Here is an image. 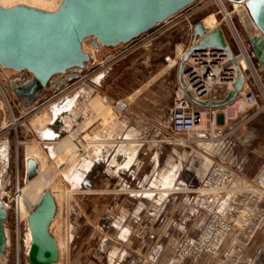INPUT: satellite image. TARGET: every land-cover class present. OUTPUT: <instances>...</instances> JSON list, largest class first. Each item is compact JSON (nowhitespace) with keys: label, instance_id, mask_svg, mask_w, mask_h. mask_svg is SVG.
I'll list each match as a JSON object with an SVG mask.
<instances>
[{"label":"rangeland","instance_id":"374dc122","mask_svg":"<svg viewBox=\"0 0 264 264\" xmlns=\"http://www.w3.org/2000/svg\"><path fill=\"white\" fill-rule=\"evenodd\" d=\"M61 2L62 0H9L6 4L0 5L11 7L27 4L54 11ZM225 4L226 10L232 11L230 2L226 1ZM244 8L246 11L245 6ZM212 13L216 14L217 21L224 16L216 0H211L203 11L193 18L190 17L189 20L198 23ZM226 14L230 15L237 33L247 45L251 32L245 22L240 19V15L233 17L229 13ZM225 20L221 26L234 49L236 47L235 32L233 33L227 16ZM187 25L188 19L185 17L184 10L176 19L161 23L128 44L99 47L97 50L92 41H85L84 50L94 54L96 61L90 64L91 68L82 71L80 80L63 85L61 90L64 92L61 96L59 91H55L49 85L35 99L24 100L16 94L10 84L8 75H13L15 71L3 69L0 66V146L7 151L6 174L10 190L7 204L9 207L8 248L0 259L1 264H30L28 245L31 238H29L28 216L32 212L33 195L30 196L31 198L28 197L27 191H30L36 177L48 184L43 191L54 193L57 200L56 214L50 231L57 242L62 243L60 244L62 260L65 264H87L88 258L92 259V255L97 254V250L100 252L101 234L106 232L103 228L105 219H108L109 225L116 226L121 218H126L124 226L128 228V234L121 236L123 240H126L135 230V218L139 213L137 203L132 205L127 214L117 211L112 217L106 208L111 200L128 198L137 202L142 196L138 194L139 192L149 195L158 191L156 195L161 197L165 192L169 191L170 194L179 191L180 187L185 186L187 188L185 190H188L189 183L186 176L192 172L193 176L204 173L207 162H211L210 154L216 153L218 146L212 148L210 143L197 140L191 141L188 146H185V143L170 145L166 142V136L169 133L168 109L173 101L174 89L179 79V60L184 55L185 46L189 40ZM111 54L114 58L108 59ZM100 80L102 81L98 85ZM255 80L252 91L257 96L258 104L263 106L264 85L260 77H256ZM80 89L83 91L79 93V102L74 111L86 117L84 126L86 125L85 129L88 128L91 133H87L85 137L92 141L90 142L92 144L88 143L90 150L93 151L100 146L99 142L102 139L105 141L103 144L107 143L106 140L113 141L111 146L113 149H117L122 143H133L139 146V141L144 149L142 155H139L138 149L132 163L128 167L120 168V172H109L108 162L100 163L88 177L89 179L85 180V184L82 181L83 188H75L74 180L63 174L50 152L51 146L68 144V136L54 137L51 140L42 138L43 134H40V130L41 127L43 129L46 119L39 120V117L44 110L51 111L52 105L61 98L73 96ZM73 91L74 93L71 94ZM55 96L56 100L49 102ZM61 107L64 106L61 105ZM86 112L91 117L88 118ZM64 114L62 110L59 118H62ZM33 121L36 123L33 124ZM253 126L255 125L251 124L250 127ZM260 126L262 130L258 135L254 132L246 133L242 139L247 140V143L252 142L255 147L260 144L264 146V120ZM124 133L128 138L122 140L119 135L122 136ZM31 146H36L41 153L40 158L38 157V175L31 181H27L26 165ZM115 149L113 152L116 151ZM261 150L264 151L262 148ZM74 152L71 150V153ZM155 152H158V158L152 160ZM92 161L89 158H80L74 171L86 173ZM262 163L263 166L264 159ZM174 164H180L181 170L177 171L172 187H166L170 190H164L166 188L163 185L153 187L155 178L159 179L160 175L168 173L174 168L172 167ZM131 170H134L132 175L129 173ZM38 179L35 181H39ZM190 190L189 193L185 192V195L191 199L193 193ZM147 198L150 197L147 196ZM151 200L154 201V199ZM188 213L197 220H201L204 216L203 212H194L192 207ZM119 229L118 233L121 234L123 230ZM230 244L231 240H227L221 252L218 253L221 254L222 259ZM260 244L264 246V227L259 230L254 239L255 246ZM189 261L192 260L178 264H189Z\"/></svg>","mask_w":264,"mask_h":264},{"label":"water","instance_id":"95a60500","mask_svg":"<svg viewBox=\"0 0 264 264\" xmlns=\"http://www.w3.org/2000/svg\"><path fill=\"white\" fill-rule=\"evenodd\" d=\"M199 0H63L60 6L49 11L27 4L11 7L0 5V66L17 72L28 71L32 78L10 82L12 89L24 100H33L49 86L50 80L70 70L82 72L92 54L83 44L90 40L95 49L116 47L139 38L166 22L186 7ZM244 2L255 23L258 34L248 38L250 54L264 65V0ZM215 15L214 13H212ZM211 14V15H212ZM195 32L200 40L186 52L187 59L194 51L207 47L225 49L230 54L227 36L218 25L207 31L201 22ZM185 63L179 66V80L185 86L182 74ZM239 76L235 88L223 99L208 102L196 101L203 106L229 105L243 88L244 74L237 65ZM52 84L56 86L58 79ZM7 151L0 146V259L8 248L7 220L9 218V183L6 174ZM26 180L38 175V163L27 160ZM88 184V183H87ZM88 186V185H86ZM57 204L54 195L45 191L36 208L29 214L31 246L28 253L31 264H54L60 257L58 242L50 226Z\"/></svg>","mask_w":264,"mask_h":264},{"label":"built area","instance_id":"2783aa9c","mask_svg":"<svg viewBox=\"0 0 264 264\" xmlns=\"http://www.w3.org/2000/svg\"><path fill=\"white\" fill-rule=\"evenodd\" d=\"M216 1L220 10L224 12L220 21L216 19L217 26H221L226 21V13L233 17L239 16V7L241 5L246 7L245 3L240 0ZM226 1L230 2L233 7L232 11L226 10ZM210 2L211 0H199L167 20L176 19L185 10V17L188 19L189 40L185 46L184 55L179 60L180 64L185 63L182 74L185 86H182L178 79L173 101L168 109L169 133L166 136V142L170 145L185 143V146H188L191 141H205L214 147L218 146L219 149L216 153L223 158L211 159L210 165L200 176L192 191L190 206L194 212H203L204 216L201 218L197 231L186 234L182 239L176 251L175 262L178 264L186 260L198 261L206 254H218L227 240H231V244L219 264H264V247L254 253L246 252V248L252 244L259 230L264 227V165L254 178H247L245 165L248 158L247 155H239L235 151L237 141L232 134L234 129L230 127L226 131L216 130L215 108L202 106L196 102L208 101L211 103L225 98L229 91L235 88L239 76L237 65L240 66L243 74L254 69L251 54L245 42L236 37L232 30L236 37V47L233 49L229 43L231 54L225 49L207 47L194 51L185 59L186 52L201 38L195 32L196 22L189 18H193L203 11ZM246 11L251 19L248 9ZM207 17L202 18L200 22L207 31H210L216 26H206L204 20ZM244 52L247 53L249 60L246 66L242 65L239 60ZM112 58L114 55L108 56V59ZM93 61H96L94 54L84 69L91 68L90 64ZM81 73L78 70H70L64 75L53 77L49 85L52 86L58 79L56 86L52 87L55 91H59V96H61L64 92L61 87L80 80ZM8 77L10 82L14 83L23 81L25 77L23 83H26L32 78V75L28 71H15ZM189 92L196 101L188 96ZM73 93L74 91L71 92V94ZM240 97H243L249 106H259L257 96L252 89L243 87L238 91L237 98ZM56 98V96L52 97L49 102H54ZM87 116L91 117L88 113ZM80 125L83 126V123L81 122ZM58 129L60 128L56 130ZM86 132H89L88 128H86ZM123 135L119 138L127 139L125 133ZM157 158L158 152H155L151 159L157 160ZM224 158H231L236 163L228 162ZM133 172L134 170H131L130 175ZM133 177H135L134 174ZM181 183L184 184L182 181ZM157 192L149 195L141 192L138 194H142L143 197L149 196L157 204H160L163 198L157 196ZM168 194L169 191L162 196L165 197ZM29 248L30 245H28V253Z\"/></svg>","mask_w":264,"mask_h":264},{"label":"crops","instance_id":"0c3cea01","mask_svg":"<svg viewBox=\"0 0 264 264\" xmlns=\"http://www.w3.org/2000/svg\"><path fill=\"white\" fill-rule=\"evenodd\" d=\"M252 32L249 34H258L256 29ZM247 48L251 52L249 44H247ZM251 59L254 69L244 73L243 87H246V89H252L256 76L260 77L264 85V65L260 64L252 55ZM245 103V99L240 97L229 105L214 107L215 120L216 130L226 131L230 127L234 129L232 134L237 141L235 151L239 155H247L248 161L245 165V175L247 178L252 179L259 173V168L263 164L264 151L261 148L264 150V146L260 144L255 147L252 142L247 143V140L242 139V137L246 133L251 134L254 132L258 135L261 132L260 123L264 120V105L254 107ZM251 124L255 126L250 127ZM249 128L250 130H248ZM143 149L142 143L139 141V155H142ZM210 155H212V158L223 159L217 153ZM224 159L228 162L232 161L231 158ZM231 163L236 162L233 160ZM89 166L87 169L92 167V165L91 167ZM200 176L198 174L193 176V172L189 173L186 176V180L189 183V186H187L188 190H185L187 188L184 186L180 187L179 191L171 192L165 197L161 196L163 200L160 204L142 196L137 202L128 198H114V200H111L106 206L110 216L117 211L127 214L132 205L137 203L139 213L135 218V230L133 233L131 232L126 240H123L121 236L128 234V228H124L122 233L119 234L122 222L116 223V226L113 224L109 225L108 219H105L103 228L106 232L101 234L100 252L97 250V254L92 255V259L87 257V264H175L174 258L182 239L186 234L195 233L200 225L199 221L201 220L189 215L188 212L191 207L190 197L185 195V192L189 193L190 189H192L190 191H193ZM260 246H263V244L255 246L253 241L246 248V252L254 253L260 249ZM221 260V254H206L200 261H189V264H219ZM54 264H65L62 260L61 250L60 257Z\"/></svg>","mask_w":264,"mask_h":264},{"label":"bare ground","instance_id":"6f19581e","mask_svg":"<svg viewBox=\"0 0 264 264\" xmlns=\"http://www.w3.org/2000/svg\"><path fill=\"white\" fill-rule=\"evenodd\" d=\"M8 1L9 0H0V4H6V2H8ZM40 1H43V0H40ZM218 1L222 2V0H218ZM239 15H240L241 19L244 20V22L247 25L250 32H252L255 29L257 31V28L255 26L254 21L252 20V18L251 19L249 18V16H248L247 12L245 11V8L243 5H241L239 7ZM226 16H227V19H228L230 25L233 28V31L236 34V37L241 39L240 35L237 33V29L235 28L230 15L226 14ZM204 23L208 27L217 26L216 25V15H213V14L209 15L204 20ZM85 48L89 49V47H85ZM239 60L241 61L242 65L246 66L249 63L247 53L244 52ZM101 81L102 80H100L99 84L98 83L97 84L100 85ZM82 91L83 90L80 89L77 91L78 92L77 94L74 93L73 96L68 95L65 98H62L57 103L52 105L51 111L44 110L42 115H40V117L38 116L39 120H45L46 119L45 120L46 123L44 124L43 129L41 127V130H40V134H43V135H41V136H43L42 138H44L46 140H51V138H54V137L60 138L62 136H68V142H69L68 144L63 145V146H55V145L51 146L50 152L53 154V157H54L56 163L59 165L63 174H65V176H67L69 179L74 180V183H75L74 186H76L75 188H83V183L85 182V180L91 176V173L93 172L95 167H97L100 163L108 162V168L107 169L109 172H111V171L113 173H115V171L120 172V168H124L126 166L128 167L132 163V161H133V159H134V157H135V155L139 149V146H135V144H133V143L132 144L122 143L118 146L117 149L114 148L116 151L113 152L114 149L111 147V146H113V144H112L113 141L106 140L107 143L103 144V142H105V141L102 139L99 142L100 146H98V147L95 146L96 148H94L93 151L90 150L88 143H90L92 141L85 137L87 133H91L90 130H89V132H86V129H85L86 125L84 126V121L86 120V117L83 114H79V113H76L77 111L76 112L74 111L75 106L79 102V99H78L80 97L79 93H81ZM241 104H240V106H241ZM61 105H63L64 107L62 108ZM62 110H63V113H65V114L63 115L62 118H59V114H60V112H62ZM81 122L83 123V126L80 125ZM35 123L36 122H34L33 124H35ZM59 126H60V130L62 133L60 132L59 129L56 130L57 128H59ZM108 136H109V133H108ZM119 136H121V135H119ZM126 138H128V137L126 136ZM108 142H110V143L108 144ZM90 144H92V143H90ZM81 146H84V147H81ZM211 146H213V145H210V147ZM212 148H214V146ZM71 150L73 152L74 151L75 152L71 153ZM40 153L41 152L37 149L36 146H31L29 148V156L27 157V160L29 158H34L38 163V157L40 156ZM78 155H79V157H77ZM80 158H89V159L93 160L92 161V167L90 165L89 167H91V168L86 169V173H80V172L74 171L75 167L80 162ZM207 163L208 164L205 167L204 171L207 169V167L210 165L211 162H207ZM47 167H48V165H47ZM172 167H174V168H172L170 171H168V173H166L164 175L163 174L160 175V178L158 177L159 179L155 178V180L153 181V187H157L158 185H161V186L163 185V187H165V188L167 186L172 187V182L174 181V178L176 176L177 171L181 170V165L180 164L179 165L174 164ZM37 179H38V177H36V179H34V183L31 185L30 191H27L28 197L33 195L32 196L33 197V199H32L33 200L32 201L33 206L31 208L32 211L36 208L37 204L39 203L40 199L42 198L43 194L45 193V191H43V190H45V186L48 185L46 182L39 180V179L38 180L40 182L35 181ZM82 181H83V183H82ZM81 183H82V187H80ZM167 189L170 190L169 188H166L164 190H167ZM152 191H149V192L151 193ZM29 205H30V203H29ZM125 219L126 218L124 217L118 221V222H120V221L122 222L121 223L122 224V226H121L122 230L124 228H127L124 226ZM29 238H31L30 229H29ZM70 239H71V236L69 237L68 240L70 241ZM29 242H30V246H31L32 238H31V241H29ZM60 244H62V243L58 242L59 250H61ZM29 250H30V248H29ZM114 255H116V254H114ZM0 264H1V261H0Z\"/></svg>","mask_w":264,"mask_h":264}]
</instances>
